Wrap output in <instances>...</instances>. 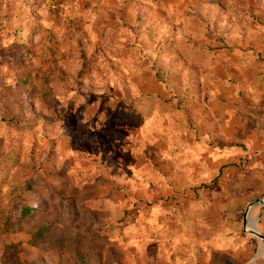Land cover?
<instances>
[{"label": "rangeland", "instance_id": "374dc122", "mask_svg": "<svg viewBox=\"0 0 264 264\" xmlns=\"http://www.w3.org/2000/svg\"><path fill=\"white\" fill-rule=\"evenodd\" d=\"M0 37V264H264V0H0Z\"/></svg>", "mask_w": 264, "mask_h": 264}, {"label": "crops", "instance_id": "0c3cea01", "mask_svg": "<svg viewBox=\"0 0 264 264\" xmlns=\"http://www.w3.org/2000/svg\"><path fill=\"white\" fill-rule=\"evenodd\" d=\"M178 173L182 176L177 179L176 185L173 188L172 193L174 194L176 201H190L191 197L195 198V188L196 186L204 187L205 183H196L194 181V170L192 166L184 165L181 168L177 169ZM220 172V168L217 170V175ZM186 197V199H184ZM193 201V200H192ZM258 219V218H257ZM256 219V221H257ZM254 223L251 220L250 222V232L253 230ZM262 243V242H261Z\"/></svg>", "mask_w": 264, "mask_h": 264}, {"label": "water", "instance_id": "95a60500", "mask_svg": "<svg viewBox=\"0 0 264 264\" xmlns=\"http://www.w3.org/2000/svg\"><path fill=\"white\" fill-rule=\"evenodd\" d=\"M254 207H264V199L251 202L248 207H246L245 213H247L250 209ZM251 233L255 235L264 244V236L256 231L255 226H253V230H251Z\"/></svg>", "mask_w": 264, "mask_h": 264}, {"label": "trees", "instance_id": "16d2710c", "mask_svg": "<svg viewBox=\"0 0 264 264\" xmlns=\"http://www.w3.org/2000/svg\"><path fill=\"white\" fill-rule=\"evenodd\" d=\"M1 38L2 37H0V40H1ZM86 66H87V64H86V62H83V64H82V66H81V69L79 70V73H78V77H83L84 75H86L87 74V68H86ZM204 186V185H203ZM45 227H43V228H41V229H39V231L37 232V236H40L41 237V235L43 234V232L45 231V229H44ZM110 230L111 229H103L102 231L103 232H108L107 233V235H109V234H111L110 233ZM36 237V236H35Z\"/></svg>", "mask_w": 264, "mask_h": 264}]
</instances>
